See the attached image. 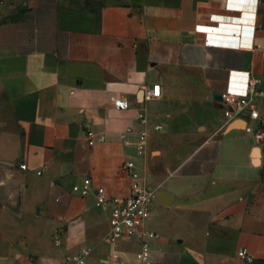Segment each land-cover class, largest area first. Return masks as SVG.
<instances>
[{
	"label": "crops",
	"instance_id": "crops-1",
	"mask_svg": "<svg viewBox=\"0 0 264 264\" xmlns=\"http://www.w3.org/2000/svg\"><path fill=\"white\" fill-rule=\"evenodd\" d=\"M248 77L258 119L227 130L213 95ZM128 159L155 194L148 264H264V0H0V264L85 246L86 264L132 262L137 239H103L94 193L125 196Z\"/></svg>",
	"mask_w": 264,
	"mask_h": 264
},
{
	"label": "built area",
	"instance_id": "built-area-1",
	"mask_svg": "<svg viewBox=\"0 0 264 264\" xmlns=\"http://www.w3.org/2000/svg\"><path fill=\"white\" fill-rule=\"evenodd\" d=\"M244 28L249 31V27ZM210 42L217 43L218 41ZM260 85V79L248 77L245 90L242 94L229 91L221 93V103L225 106L224 116L228 121L238 118L240 112L244 109L248 110L251 119H258L256 97L261 94ZM159 95V85H153L151 88L145 90V97L147 98ZM113 107L117 110L127 109L129 101L124 97H116L113 99ZM244 131L251 133L258 142L263 139L261 124L253 128L246 122ZM86 135L89 139L88 143L92 144L93 131L88 128ZM136 148L138 155H142L145 150V133L139 134ZM25 167L26 165L24 164L20 165L21 169H25ZM122 170L130 181L129 190L125 196H108L104 187L97 186L94 188L96 205L109 211V226L104 233L103 239L108 242H114L121 237H135L138 241L139 249L129 264H148L151 257L150 241L157 237L155 232L150 231L146 227L147 220L152 213V203L155 194L153 189L148 187L144 182V178L134 159L125 160L122 163ZM72 190L78 191L82 196H86L91 190L89 180H85V183L81 187L74 185ZM90 251L91 248L82 247L65 256L62 264H86ZM237 256L248 262L252 260V256L244 248L237 250Z\"/></svg>",
	"mask_w": 264,
	"mask_h": 264
},
{
	"label": "water",
	"instance_id": "water-1",
	"mask_svg": "<svg viewBox=\"0 0 264 264\" xmlns=\"http://www.w3.org/2000/svg\"><path fill=\"white\" fill-rule=\"evenodd\" d=\"M213 99L214 100H218V101H221L222 100V95L221 94H214L213 95ZM242 124L244 123V120L241 122ZM238 126V120H233L231 121L228 126H227V130L229 129H233V128H236Z\"/></svg>",
	"mask_w": 264,
	"mask_h": 264
}]
</instances>
